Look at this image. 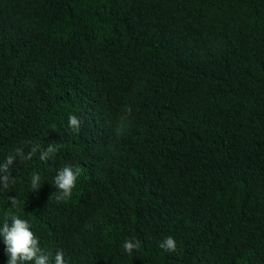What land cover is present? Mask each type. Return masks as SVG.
Returning a JSON list of instances; mask_svg holds the SVG:
<instances>
[{
    "label": "trees",
    "instance_id": "obj_1",
    "mask_svg": "<svg viewBox=\"0 0 264 264\" xmlns=\"http://www.w3.org/2000/svg\"><path fill=\"white\" fill-rule=\"evenodd\" d=\"M34 145L0 226L49 264H264V0H0V163Z\"/></svg>",
    "mask_w": 264,
    "mask_h": 264
},
{
    "label": "clouds",
    "instance_id": "obj_2",
    "mask_svg": "<svg viewBox=\"0 0 264 264\" xmlns=\"http://www.w3.org/2000/svg\"><path fill=\"white\" fill-rule=\"evenodd\" d=\"M80 120L75 115H70L68 126L73 131H78ZM39 149L38 145L32 146L27 156H24L23 149L17 148L15 154H9L5 160L0 163V184L2 188H8L10 183H15V177L11 175L10 168L14 164L17 156L24 159H31L32 155ZM57 148L50 143L47 149L40 150V159L46 161L50 156L54 155ZM79 175V169L74 170L71 166H64L58 170L54 177V185L58 190L56 199L64 200L71 197L72 190ZM39 174H33L31 177V186L33 191L40 188ZM11 205L15 206L16 198H9ZM0 237L3 238L5 252L8 257L6 264H49L48 255L44 254L39 247V241L35 234L31 231L29 222L21 219L15 214H6L2 226H0ZM140 241L126 240L123 247L124 251L131 254L134 249H138ZM159 247L166 252H175L176 242L173 237L168 236L159 244ZM55 264H64V254L57 251L54 257Z\"/></svg>",
    "mask_w": 264,
    "mask_h": 264
}]
</instances>
